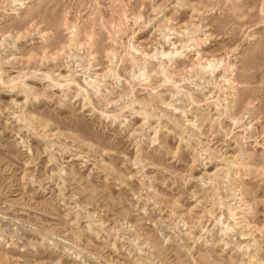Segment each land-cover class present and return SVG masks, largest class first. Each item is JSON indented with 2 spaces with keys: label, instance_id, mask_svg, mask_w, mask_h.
<instances>
[{
  "label": "rangeland",
  "instance_id": "374dc122",
  "mask_svg": "<svg viewBox=\"0 0 264 264\" xmlns=\"http://www.w3.org/2000/svg\"><path fill=\"white\" fill-rule=\"evenodd\" d=\"M0 264H264V0H0Z\"/></svg>",
  "mask_w": 264,
  "mask_h": 264
},
{
  "label": "bare ground",
  "instance_id": "6f19581e",
  "mask_svg": "<svg viewBox=\"0 0 264 264\" xmlns=\"http://www.w3.org/2000/svg\"><path fill=\"white\" fill-rule=\"evenodd\" d=\"M14 50V49H13ZM83 90V89H82ZM89 102V101H88ZM139 114V113H138ZM35 119H36V117H35ZM88 229V228H87ZM89 231V230H88ZM91 232V231H90ZM90 235V234H89ZM91 236V235H90Z\"/></svg>",
  "mask_w": 264,
  "mask_h": 264
}]
</instances>
